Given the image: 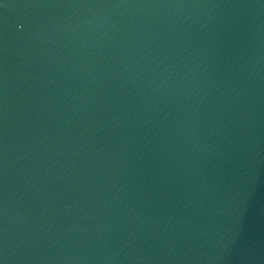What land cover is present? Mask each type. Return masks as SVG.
<instances>
[{"label": "water", "instance_id": "obj_1", "mask_svg": "<svg viewBox=\"0 0 264 264\" xmlns=\"http://www.w3.org/2000/svg\"><path fill=\"white\" fill-rule=\"evenodd\" d=\"M190 0H0V106Z\"/></svg>", "mask_w": 264, "mask_h": 264}]
</instances>
